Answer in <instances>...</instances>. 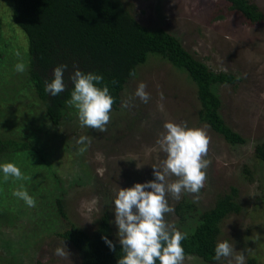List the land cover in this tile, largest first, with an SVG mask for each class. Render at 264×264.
<instances>
[{"label": "rangeland", "instance_id": "1", "mask_svg": "<svg viewBox=\"0 0 264 264\" xmlns=\"http://www.w3.org/2000/svg\"><path fill=\"white\" fill-rule=\"evenodd\" d=\"M123 1L140 25L164 28L211 70L238 78L216 91L221 117L244 141L228 144L200 122L194 84L157 56L137 66L135 76L124 84L107 131L81 127L77 110L70 105L57 125L50 123L33 89L23 78L15 79L20 73L14 66L26 61L27 39L10 19V1L0 0V138L24 140L36 147L33 153L0 155V164L15 163L28 177L5 182L0 172V208L9 214V219L0 218V264H79L77 252L56 231L71 223L89 232L103 212L118 242L113 201L119 188L154 179L152 165L165 155L156 141L166 121L203 128L210 137L204 187L198 194L182 193L180 199L202 211L212 206L217 194L233 186L239 206L238 213L220 221L217 236V243L227 240L233 245V257L205 262L186 255L183 264H229V260L235 264L239 255L244 264L250 257L254 264H264V162L253 152L264 139V0H248L263 14L257 22L229 9L225 0ZM141 82L147 85L148 103L133 95ZM130 97V106H123ZM80 136H88L91 143L77 144ZM81 147L86 148L83 153ZM21 184L35 199V207L13 195ZM55 198L63 202L65 219L58 216ZM179 200L168 197L172 208ZM165 218L179 231L195 223L192 215L179 221L174 211ZM63 242L70 254L67 259L54 255Z\"/></svg>", "mask_w": 264, "mask_h": 264}, {"label": "trees", "instance_id": "2", "mask_svg": "<svg viewBox=\"0 0 264 264\" xmlns=\"http://www.w3.org/2000/svg\"><path fill=\"white\" fill-rule=\"evenodd\" d=\"M10 19L20 28L27 39L24 50L25 71L16 74L41 103L50 123L57 125L71 98L73 83L69 76L78 67L85 73L102 75L114 97L113 110L121 101L120 93L132 76L130 71L146 62L148 57L157 56L168 62L177 71L184 73L195 86L199 107L197 118L219 134L228 144L242 143L243 138L231 129L220 115L221 100L216 88L221 84H233L238 78L230 72L213 71L203 61L195 58L181 44L178 37L162 27L146 28L138 23L123 0H9ZM228 7L240 13L249 22H257L263 14L248 0H225ZM2 56L0 50V57ZM65 64L66 90L58 96L44 91L45 81L50 82L55 67ZM115 81V83H113ZM36 151L35 145L14 138H0V155ZM254 156L264 162V139L253 149ZM250 175V173L245 170ZM237 191L233 186L217 194L212 206L202 211L194 204L180 199L173 211L179 221L192 215L195 223L182 241L184 254L214 262V248L220 233L219 223L229 214L238 213ZM58 216L66 218L63 202L55 198ZM192 212V214H190ZM0 218L9 219V214L0 208ZM56 234L67 240L79 257V264H117L122 255L119 242L112 238L108 214L103 212L95 219L91 231H85L73 224L63 226ZM106 236L115 245L109 249L102 239ZM253 257L245 264H254ZM19 264V263H10ZM35 264H40L35 262ZM159 264V262H157Z\"/></svg>", "mask_w": 264, "mask_h": 264}, {"label": "clouds", "instance_id": "3", "mask_svg": "<svg viewBox=\"0 0 264 264\" xmlns=\"http://www.w3.org/2000/svg\"><path fill=\"white\" fill-rule=\"evenodd\" d=\"M14 67L16 72L22 73L26 65L19 62ZM67 67L61 64L54 68V78L50 82L45 81L46 93L55 97L66 90L64 72ZM129 75L135 76V70L130 71ZM69 79L74 87L67 104L77 110L80 126L97 132L107 131L115 101L106 84L98 86L102 84L103 76L82 72L74 65ZM146 87L145 83H139L133 94L143 103H148L150 99ZM160 96L163 99V93ZM131 99L130 97L128 101H124L123 106L129 107ZM163 129L156 144L165 155L159 164L152 165L154 179L135 183L129 188H119L113 201L114 223L118 229V242L122 252L117 264H183L185 254L182 241L187 239V233L179 231L166 220V215L173 212L168 197L179 200L182 193L198 194L204 187L206 169L209 166L206 156L210 137L203 128H190L186 122L166 121ZM76 143L85 145L90 144L91 140L88 136H80ZM85 150L84 147L79 149L81 153ZM0 172L5 182L9 178L17 181L28 179L12 162L0 164ZM13 195L28 207L36 205L35 199L23 184L13 191ZM102 239L110 250L115 251L112 241L106 236H102ZM234 251L233 245L227 240L220 241L214 248L213 259L220 261L222 258L233 257ZM54 255L65 259L69 257L64 242L63 247L55 249ZM234 259L235 264H244L242 255L235 256ZM229 264H232L231 260Z\"/></svg>", "mask_w": 264, "mask_h": 264}]
</instances>
